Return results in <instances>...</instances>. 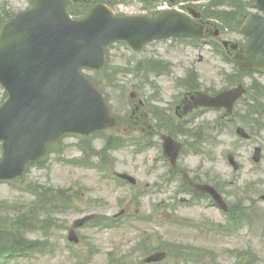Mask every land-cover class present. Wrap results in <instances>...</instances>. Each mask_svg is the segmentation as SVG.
I'll return each instance as SVG.
<instances>
[{
    "label": "rangeland",
    "instance_id": "374dc122",
    "mask_svg": "<svg viewBox=\"0 0 264 264\" xmlns=\"http://www.w3.org/2000/svg\"><path fill=\"white\" fill-rule=\"evenodd\" d=\"M0 6L7 7L9 11L19 12L26 9L29 2L28 0H0ZM138 9L142 10L139 4ZM223 38H229L235 42L242 41L241 35L237 32H231L230 35ZM164 46L166 47L163 49ZM111 49V66H122L130 61L135 62L148 57H156L172 64L173 68L170 75L153 78L160 90L159 99L154 101L153 105L160 107L172 116L176 114V108L181 102L184 92V88L177 85L178 79L183 78L188 70L195 69L200 74V83L203 85V89L214 87L216 90L227 86L223 72L231 74L234 72L231 64L222 60L212 51L211 47L204 43L200 46L180 42L153 44L138 54L124 45ZM85 73L93 77L99 76L91 71H85ZM255 77L264 83V75L255 74ZM251 79L250 76L245 78L247 86ZM120 80L125 82L122 85L127 89L126 94L122 96L114 93L111 96L115 99V105L119 107L121 116H123L129 109L128 95L135 90L134 86H137L141 79L139 76L129 73L121 76ZM153 91L152 86H147L142 91L141 96L149 100ZM246 108L247 104L244 101L239 103L234 111L245 112L247 111ZM263 115H255L254 119H263L264 122ZM221 116L225 119L229 118L225 117V114L215 111L202 112L189 117L188 122L191 125L194 123L210 124L214 128L212 137L217 140V144L215 146L210 145L207 152L200 155L185 154L181 161L182 164L192 170H200L211 181L219 176L222 180L232 183L230 191L237 192L238 199H241V188L246 182L257 185L261 190L264 189L262 184L264 183V163L261 166H256L251 159L254 145H264V130L256 133L252 142H245L236 136L235 128L233 129L230 122L225 121L219 130L215 129ZM111 135L120 136L125 145L113 154L114 166L112 164L109 166V172L80 168L69 165L65 161V158L70 156L77 159L83 157L84 154L79 150L81 143L93 141L94 146L101 149L105 146L106 137ZM139 136L140 134H133L126 131L125 128H116L105 132L103 135H94L93 138L88 137L89 140H83L80 136H68L63 139V144H61L67 146L65 156L58 152L60 156L57 160L55 155L57 151L52 152L49 156L53 161L57 160L52 170L31 167L22 180L14 184L0 183V203L6 207L17 206L25 201L28 205L34 203L35 198L27 193V184H33V181L44 185L50 184L56 188L73 187L74 191H77L81 196L78 200L79 207L71 213L58 217L60 220H64L63 224L68 227L76 218L88 213H98L99 218L108 219L114 218L115 214L126 210L124 216L116 218L117 222L114 225L87 226L79 230L82 241L78 248L75 247L74 253L72 248L68 249L66 242L68 232L66 227L62 226L60 229L54 228L55 231L49 240V245H51L47 251L37 252L34 256L21 259H11L8 262L1 258L0 264H78L81 260L87 264H108V256L111 252L126 256L134 250H136L134 264H139L147 256L137 249L146 233L154 236L152 241L154 247L158 246L160 242L181 241L183 239L190 242L197 239L201 249L213 253L204 261L195 260L188 263L166 261L163 264H212L213 260L220 264H233L236 262V256L230 255L227 250L249 246L259 257L260 262L257 264H264V206L249 213L253 219L250 225L245 226L238 235L217 237L215 234L207 233L206 236H200L199 233H203L202 230L198 229V231L192 232L186 230L185 226H189L193 222L202 225L207 230L216 231L207 222L212 223L213 226L223 225L228 222V217L218 208L207 205L206 202H209L207 200H202L203 202L195 205H180L175 208V214H171L170 210L161 209L160 202L162 200H166L167 203L174 202L170 200V196L174 193L176 186L174 182L171 185L172 187L175 186L173 188H160L156 185L161 184V176L165 171L160 168V160H158L159 154L162 153V143L156 137L154 138L155 146L149 145L151 147L140 150L137 143L133 141ZM178 138L183 141L186 137L180 135ZM229 151L236 152L237 159L242 165L239 172H234L227 163L225 154ZM1 152L0 146V157ZM149 158H153L155 164L149 166ZM117 172H126L135 176L140 182V187L133 188L119 182L112 175ZM146 186L149 188L147 189ZM177 196L178 194H176ZM228 198L230 204L237 200L236 197L230 198L228 196ZM157 209H160L163 216L145 224L141 218H149L154 215ZM202 209H204V213L200 212ZM181 220H184L185 223H182ZM41 237L42 232L40 231L31 235V238L34 239ZM52 245H56L58 248L55 253L51 251Z\"/></svg>",
    "mask_w": 264,
    "mask_h": 264
},
{
    "label": "water",
    "instance_id": "95a60500",
    "mask_svg": "<svg viewBox=\"0 0 264 264\" xmlns=\"http://www.w3.org/2000/svg\"><path fill=\"white\" fill-rule=\"evenodd\" d=\"M70 7L68 0H39L34 10L5 26L0 37V82L11 94L0 110V132L5 124L12 125L0 179L21 174L26 163L40 157L60 134L110 122L102 97L87 85L80 86L84 82L93 86L79 68H100L103 45L125 38L141 48L153 39L185 34L190 24L160 19V32L155 33L146 20L137 19L133 23L139 29L132 34L126 21L99 9L86 20L73 22ZM259 42L264 44V29Z\"/></svg>",
    "mask_w": 264,
    "mask_h": 264
}]
</instances>
